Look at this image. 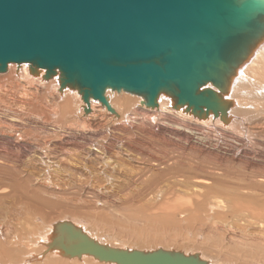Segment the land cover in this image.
Returning <instances> with one entry per match:
<instances>
[{"label":"rangeland","instance_id":"obj_1","mask_svg":"<svg viewBox=\"0 0 264 264\" xmlns=\"http://www.w3.org/2000/svg\"><path fill=\"white\" fill-rule=\"evenodd\" d=\"M29 75L31 77H35L34 75ZM29 80L26 79L27 83L24 79L17 80L18 82L16 80H12L14 82L8 81V83L11 82L9 85H6L8 84L6 83L7 81L5 82L0 80L2 82H0V84H2L0 85V163L4 161V164L0 165V173H2L0 174V181L2 182H0V247L1 250L3 246L7 249L10 248L11 250L9 253L5 251L6 254H9L10 256L14 255L17 259L10 262L5 261V254L0 250V264H25V262H27L26 264H30V262H28L30 260H28L25 255L28 253L26 252L27 249L29 252L32 251L37 254L41 252L42 246H39L38 244H40V241L44 238L43 235L50 234V226L55 224V220L59 219L58 221H68L75 224V221H72L75 220L73 218H80L79 220L82 221V224H79L78 226L89 236L95 238L102 244H108L115 248L146 251L161 247V249L163 248L164 250L171 249L184 253H200L202 257L212 262V264H264V240L258 239L259 237H264V219L258 215H254L250 219L248 225H246L243 221L237 220L234 222V213L226 204H229L226 200L225 203L223 199L213 197L205 200V205L201 208V199H197L194 203V207L196 209L199 208V210H197L198 220L191 222L192 224L187 222L186 217L182 213L183 209H178L171 214L172 220L170 221L158 217H147L150 212H145L149 211V208H142L141 203H144V201L139 202L140 199L147 191H154L156 189L154 188V183H156L157 180H159L160 183L170 177L171 174L168 175L166 172L160 171L159 173H154L156 176H154V178L152 177L153 179L151 178L146 181L149 173H146L147 170L145 171V169H149V166L152 164L154 165V162L150 160L149 155L147 156V154L143 153L144 150L148 148V144L150 142V144H153L152 142L154 139H157L161 145H163L162 143H165L168 145L177 144L176 148H181L182 146L188 147L187 143H189V141L186 140V137H178V134H172L170 136L167 132H165V129L170 128V126L171 133H173L176 129L173 125L177 122L173 117H165L161 120V122H159L160 120H157L156 124H150L145 120L147 114L143 111L138 110V113L135 111L134 118L130 115V117L133 118V122L130 121L131 123L128 122V124L135 125L134 128L138 130V133L141 131L143 133V137L136 136L137 138L133 137V139L130 138L129 140L128 135L123 132L125 124L122 123L113 125L110 123L112 125L111 126L108 122L110 118L108 116H105L100 123L99 121L93 124L88 122L90 127L86 124L87 121H84V123L86 122L85 125L83 123V127L80 128L79 122L81 121H78V124L73 122L77 121L78 116V114L74 112L76 110H73V106L75 105H72V112L75 113H72L73 116L68 114L65 119L64 117H60L58 115L60 118H64L65 120L59 119L56 115V108H54V112L56 111V113L54 114V112H52V107L55 106L51 104H55V101L47 99L50 97H52L50 99L56 98L55 91L50 90L52 87L46 83L47 86L41 84L40 88V83L35 81V85L34 83L32 84V82H29ZM4 82L6 84H3ZM23 82L26 83V86ZM16 84L19 85L17 86ZM3 85L5 86L3 87ZM29 86H32L33 89ZM45 88L47 91L43 90ZM5 91H10V94L8 92L4 93ZM13 91L16 95L13 94ZM24 91L28 95H25V93H23ZM2 93L8 95H4ZM9 95L12 98L8 97ZM22 95L25 97L23 96L22 98ZM45 97L48 100V103H46L47 100L43 99ZM8 98L10 100H7ZM21 98L23 102L20 100ZM16 101L17 104H15ZM25 102H31L33 105H23ZM72 102L74 103L73 100ZM41 104L46 111L45 113L43 107H40ZM41 114L42 116H40ZM69 115L71 117L68 118L67 116ZM70 118H75L76 120H70ZM102 121H104L103 124ZM63 123H65V126L62 128ZM80 124L82 126V122ZM71 125L72 128H70ZM73 125H78V130L76 126H74L73 129ZM161 125L166 127L163 128V131L161 129ZM157 126L159 128H156ZM112 127L115 129L113 130ZM211 128V130L205 132H203L201 128L195 126L190 127V130H184L185 127H178L176 130L179 131V133H185L186 135H189L192 131V139H194L192 141L195 142L194 146L198 151L207 155L205 161L208 163V167H215L218 164L216 161L226 160L227 164L224 167L223 165L220 167L222 169L224 168V172H220L224 176L235 177V175L239 176L240 174L243 176V174L249 173L251 169L258 172L260 176L264 175V135L259 138L258 136H252V134L250 135V133L246 134L244 128L238 125L233 129L234 135L226 134L220 130L213 129V127ZM71 129H73V131ZM165 134L167 136H165ZM147 135H150L151 137L149 143L148 140L145 139V136ZM153 136L156 138H153ZM97 138L98 140H102L98 141ZM201 138L203 140H201ZM206 140L207 142H205ZM98 145H102V147L108 145L106 147V155L108 156L110 154L108 156L110 157L108 163L109 170L111 171V168L114 167L116 172L114 174V172L111 173L109 170L106 171L112 179V184H114L113 193L109 189H106L107 191L105 192V190L97 188L101 186V176H99L100 174L98 173L100 172V166L102 165L100 164L99 158L101 157L98 153ZM136 145H138V148ZM157 146H154V151L151 150L150 152L154 154V157L161 158L162 156L158 154L159 151H157ZM22 147L24 149H22ZM149 147L153 146L149 145ZM94 148L98 151H95ZM93 150L95 154L92 152ZM117 151L120 152V157L115 156L114 153H117ZM96 153H98V155ZM93 155L96 156L93 158ZM61 156L63 158H61ZM115 157L119 159L116 160ZM50 158H53L54 160L52 159L53 161L50 162ZM122 158L125 164L126 159V161L128 160L129 165H133L132 169L130 168L131 166L129 167L128 163L126 167L128 166L129 168L125 167V164L122 163ZM182 158L188 161L193 157L185 152L182 155ZM230 158H233L237 161V163L234 165L230 164ZM195 160L197 159L195 158ZM43 161L48 163L49 167L53 166L50 168L53 170L50 173L53 185L46 181L43 182V180H39L41 179L39 172L43 169H40V167H43ZM104 161L105 160H103V162ZM144 161L145 163H143ZM51 163H54L55 165H51ZM248 163H252L254 166L246 168L245 166ZM144 164L146 168L144 167ZM38 165L39 168H37ZM135 165H137L138 168ZM84 168H87L88 171H83ZM94 168L99 170L97 173L98 175H94ZM33 169H35V171ZM130 169L134 171L132 172ZM180 170H182V167L177 165L172 171L177 174L176 172ZM135 172L140 175H137ZM118 173H121L120 176ZM84 175L87 176L85 179ZM38 176L39 179L36 182V178ZM56 176L58 177L56 178ZM97 176L100 178L98 179ZM54 183L66 185L67 188H64V190H62V187L56 188ZM5 187H8L6 188L7 190H4ZM1 188L3 189L1 190ZM176 194L179 198L184 200L185 197L182 192H176ZM249 198V201L255 198L259 202H264L258 199V197ZM130 199H133V203ZM157 203L160 204L161 202L158 201ZM259 206H264V204H259ZM35 208H39L41 211H38V209L36 210ZM143 209L146 211L144 212ZM36 211L40 213L42 212L41 215L43 216V222L42 224L40 222L41 226H37L39 221L35 220L36 217L33 216L34 214L40 215V213H37ZM188 211H190V209L184 210L185 213ZM87 212L90 214L88 220H86ZM92 212L97 215L91 214ZM29 216L32 221L29 220ZM22 217L25 218L23 219ZM26 217L28 218L27 221L29 225H27V221L25 223L26 225H24L23 220H25ZM22 221L23 223H21ZM29 222H32L31 226ZM36 222L38 224H36ZM40 233L41 235H39ZM5 237L7 240L12 241V246L11 244H6L9 241L4 243L6 241ZM31 238L36 239V242L33 245L31 243L33 240L30 241ZM33 246L40 249L37 250ZM15 250H17V253ZM24 256L26 257L24 258ZM53 258L49 257L45 260L47 262L44 263V261L43 263L56 264L58 262L57 264H81L80 262L74 263L73 260H67L59 255H56L54 258L55 260ZM49 259L50 262H54L50 263Z\"/></svg>","mask_w":264,"mask_h":264},{"label":"water","instance_id":"obj_2","mask_svg":"<svg viewBox=\"0 0 264 264\" xmlns=\"http://www.w3.org/2000/svg\"><path fill=\"white\" fill-rule=\"evenodd\" d=\"M263 35L264 0H0V73L9 63L43 69L44 80L58 73L59 91L75 89L110 113L107 90L146 107L164 93L197 118H225L221 96ZM50 238L48 249L68 258L209 264L196 253L112 248L68 221L53 224Z\"/></svg>","mask_w":264,"mask_h":264},{"label":"bare ground","instance_id":"obj_3","mask_svg":"<svg viewBox=\"0 0 264 264\" xmlns=\"http://www.w3.org/2000/svg\"><path fill=\"white\" fill-rule=\"evenodd\" d=\"M257 41L258 42L256 43L255 47L252 49L250 55L247 57V59L244 62L241 63V65L235 71L233 77L230 79V81H229L230 85L227 88V92H225L221 96V99L223 98L222 100L226 101V102H224L226 104V117L225 118L221 117L220 115H217V117L213 118V116L211 114L208 115L207 117L203 116V117L197 118V117H195V115H193L191 113V109L186 110V106H181V107H175L174 108L173 99L169 95H166L164 93H160L158 95V97L156 98L155 106H152V107H148L147 106L146 107L142 103L143 99L141 97H139V96L128 94V93H125V92L117 93V92H114V91L107 90L104 93V97L107 100L108 105L111 107V109L114 112V113H110V112L107 111L105 106H103L97 100H94V99L90 98L88 103L85 104L82 101V99H81V95L75 89L65 88V89L59 91V80H58L59 76H58V73H56L50 79L44 80L43 79V75L45 74V71L43 69H38L37 74L34 75L35 77H31L29 75L30 74L29 73V65H27V64L16 65V64H13V63H9L7 65L6 71L4 73H0V80L5 81V82L7 81L6 83H8V81H12V80H16L17 81V80L24 79V81L26 82V79L27 80L30 79L31 81L29 80V82H32V84L33 83L35 84V81L40 83V85L38 84L40 86V88H41V84H44L46 86H47V84H49L52 87V89H53V90L52 89H50V90L51 91H55L56 98L50 99V98H52V97H50V98H47V99H49L50 101L51 100L55 101V104L53 103L51 105L55 106V107H52L53 108L52 112H54V110H55L54 108H56V110H57V114L56 115L57 116L59 115L60 117H64L66 119V115L70 114V115L73 116V114H75L74 112H76L78 114L77 121H73V122H75V124H78L77 122L81 121L82 122V126L80 124L81 122H79L80 128L83 127L84 121H87V123L85 122L87 125H88V122H91L93 124V123H96L97 121H99V123H100V121L103 120L105 118V116H108V117H110L109 120H108L109 124L110 123L113 124V125L114 124H122V123L125 124V127H123V129H124L123 132L126 135H128V140L130 138L133 139V137L137 138L136 136L143 137V133L141 131H140V133H138V130L134 128L135 125H131V124L129 125L128 124V122H130V121L133 122V118H134V115H135L134 113H135V111H137V113H138V110L139 111H143L145 114H147L145 120L148 123H150V124L151 123L152 124H156L157 120H160L159 122H161V120H163L165 117H170V118L173 117L176 120V122H177V123H174V125H173V127L174 128L176 127V129L178 127H180V128L185 127L184 130H186V129L190 130V127H194L195 126V127L201 128V130L203 132H205V131L211 130L212 129L211 127H213V129L220 130V131H222V132H224L226 134H231V135L232 134L234 135L233 129H234L235 126L237 127V125H238V126H242L244 128V131L246 132V134L250 133V135L252 134V136H258L260 138V137H263L262 135H264V35ZM5 82L3 84H6ZM12 82H14V81H12ZM25 82H23V83H25ZM29 82H28V84H29ZM10 83L11 82H9L6 85H9ZM26 83H25V86H26ZM12 84H14V83H12ZM0 85H2V84H0ZM4 86L5 85H3V87ZM11 87H12V85H11ZM29 87L32 88V86H29ZM42 88H43V85H42ZM5 89H7V88H5ZM8 89H9V86H8ZM43 90L47 91L46 88L43 89ZM10 91H7V92L10 94ZM14 91H13V94H15ZM51 91H50V93L52 94ZM7 92L5 91L4 93H7ZM4 93H2V94H4ZM18 93H21V92H18ZM23 93H25V91ZM32 93H33V91H32ZM39 93H41V92H39ZM26 94L27 93H25V95ZM51 94H49V95H51ZM4 95H8V94H4ZM23 96L24 95H22V98H23ZM43 96H44V94H43ZM8 97H10V95ZM30 97H32V96H30ZM47 97H48V95H47ZM10 98H12V97H10ZM22 98L20 100H22ZM43 99L47 100L46 97L43 98ZM7 100H10V99L8 98ZM72 100L74 101L75 104L72 102ZM25 101H26V99H25ZM43 101H42V103H43ZM22 102H23V100H22ZM5 103H7V102H5ZM46 103H48V100L46 101ZM15 104H17V101H16ZM26 104L29 105V106L33 105L31 102H27V103L25 102L23 105H26ZM72 105H75V106H73L74 107L73 110L74 109L76 110L74 112H72ZM18 106H19V104H18ZM40 107H43L42 104H41ZM20 108H22V107H20ZM84 108H88V113H84V111H83ZM43 110H44V107H43ZM43 110H42V112H43ZM45 112L46 111L44 110V113ZM47 112L50 113L49 111H47ZM44 113H42V114H44ZM55 113H56V111L54 112V114ZM42 114L40 116H42ZM56 115H54V116H56ZM70 115L67 116V117L68 118L71 117ZM130 115H132L133 118L130 117ZM59 116H58L59 119H61V120L64 119V118H60ZM44 117H46V116H44ZM75 118H70V120L71 119H75ZM103 122L104 121H102V124H103ZM85 123H84V125H85ZM136 123H138V122H136ZM64 124L65 123L62 124L63 125L62 128L65 126ZM102 124H101V126H102ZM89 125H88V127H90ZM66 126H67V124H66ZM74 126H76L77 130H78V125H73V129H74ZM122 126H124V125H122ZM161 126H162L161 129L163 131V128H166V127L164 125H161ZM103 127H105V126H103ZM140 127H142V126H140ZM70 128H72V125H71ZM156 128H159V127L157 126ZM170 128H171V126H170ZM170 128L165 129V132H167L170 136L172 134H175V135L178 134V137H183V138L186 137V140L189 141V143H187L188 147H185V146L183 147L182 146L181 148H176L177 144L176 145H174V144L168 145V144H165V143H162L163 145H161L159 143V141H157V139H154V141L152 142L153 144H150L151 143V142L149 143V140L151 139L150 135L145 136V139L148 140L149 144H148V148H146L143 153L147 154V156L149 155L150 160L152 162H154V165L153 164L150 165L149 169H145L146 167H145V164H144V167H145L144 169H145V171L147 170L146 173L147 172L149 173L147 178H146V181L148 179H151L152 177L154 178V176H156L154 173H159L160 171H164L168 175L171 174L170 177L166 178L164 181H161L160 183H159V180H157L156 183H154L155 184L154 188H156V189L154 191H149V192L147 191L144 194V196L140 199L139 202L144 201V203H141L142 208L143 207L149 208V211L144 210L146 208L143 209L144 212L146 211L145 213L150 212V214L147 217H153V218H157L158 217V218H162V219H166V220L170 221V220H172L171 219V214H173L178 209H181V210L183 209L182 213L186 217L187 222H190V224H192L191 222H195L196 220H198V218H197V210H199V208L196 209L194 207L195 206L194 203L197 201V199L198 200L201 199L200 207L202 208V206L204 207V205H205V203H204L205 200H208V199L213 198V197H217L219 199H223L224 201L226 200V201L229 202V204H228L225 201V203L228 205V207L234 213V217H235V221L234 222H236L237 220L238 221H243L246 225H248L250 219L254 215H258L262 219H264V206H259V204H264V202H259L255 198H253V199H251V201H249V199H250L249 197H251V198L252 197H258V199H260L261 201H264V175L260 176L258 174V172H255L254 169H251L249 171V173L243 174L244 177L242 176V174L239 175L240 178L237 175H235V177H226V176H224L223 174L220 173L221 171L224 172V170H223L224 168L222 169L220 167L222 165L224 167L227 164L226 160L216 161L218 163L216 165L217 167L216 166L215 167H210V166L208 167L207 166L208 163L205 161L206 158H207V155H204L202 152L198 151L195 148V146H194L195 142L192 141V140H194V139H192V136H193L192 131H191L192 134L189 133V135H186L185 133H179V131H177L176 129L173 131V133H171ZM58 129H60V128H58ZM73 129H71V130L73 131ZM112 129L114 130L115 128L112 127ZM134 129H135V131H134ZM179 130H181V129H179ZM156 134H158V133H156ZM165 136H167V135L165 134ZM235 136H238V135H235ZM153 138H156V137L153 136ZM165 138H167V137H165ZM58 139H60V138H58ZM97 140H98V138H97ZM99 140H102V139H99ZM137 140H139V139H137ZM158 140H160V139H158ZM201 140H203V139L201 138ZM205 142H207V140ZM104 143H107V142H104ZM7 144H9V143H7ZM100 144H102V143H100ZM14 145H15V143H14ZM108 145H105L103 147H102V145L101 146L98 145L97 147H99L98 148L99 151L94 148L95 151H98V153H99V155L101 157L99 159H100V164H102V165L100 166V172L96 168H94L93 172H94V175L99 172L98 174H100L99 176H101V180H100L101 181V186H99L97 188L100 189V190L103 189V190H105V192L107 191L106 189H109L113 193L114 192V184H112L111 177L106 173V171L109 170L108 163H109V159H110V157H108L110 154L108 156L106 155L107 154L106 147ZM149 145H152L153 147H149ZM157 145H159V146H157ZM16 146L19 147L18 145H16ZM21 146H23V145H21ZM28 146H29V144H28ZM137 146L138 145H136V147ZM154 146H157V148H158L157 151H159L158 154L162 156L161 158L154 157V154L150 152L151 150H153ZM11 147H13V146H11ZM204 147H205V145H204ZM22 149H24V148L22 147ZM92 152L94 153V150ZM185 152L190 154V155H192L193 158L188 160V161L185 160L184 158H182V155ZM98 153H96V154L98 155ZM174 153H175V155H174ZM114 154H115L116 157H120L119 156L120 152L117 151V153H114ZM40 155H39V157H40ZM89 156H91V155H89ZM95 156L93 155V158ZM137 156H139V155H137ZM116 157H115V159L118 160L119 158L117 159ZM194 157L197 160H195ZM61 158H63V157L61 156ZM52 159L50 160V162L54 160V159L53 160ZM103 160H105V161L103 162ZM45 161H43L44 164L42 163L43 167H40V169L43 168L39 172L40 173L39 176L41 177V179H39V176H38L36 178V182L39 179L41 181L43 180V182L46 181L49 184L53 185V182L51 180V175H50L51 171H53L50 168H52L53 166L49 167L48 163H46ZM136 161H137V159H136ZM3 162L0 163V165L4 164ZM125 162H126V164L124 163L123 158H122V163H124L125 167H126V165L128 163V160L126 161V159H125ZM54 163H56V162H54ZM54 163H51V165L54 164ZM143 163H145V161ZM229 163L234 165V164L237 163V161H235L233 158H230ZM138 164H139V162H138ZM128 165H129V163H128ZM177 165H180L182 167V170L177 171L176 172L177 174H175V172H173L172 170ZM85 166H86V164H85ZM132 166L133 165H131V164L129 165V167L131 169H132ZM135 166H137V165H135ZM253 166L254 165L252 163H248L245 167L246 168H250V167H253ZM37 168H39V165H38ZM137 168H138V166H137ZM139 169H137V170H139ZM33 170L35 171V169H33ZM85 170L88 171L87 168H84L83 171H85ZM110 172L111 173L114 172V174H115L116 173L115 172V168L112 167ZM141 172H144V171H141ZM0 174H2V173H0ZM118 174L120 176L121 173H118ZM141 174H143V173H141ZM36 175H37V173H36ZM137 175H140V174H137ZM143 175H142V177H143ZM99 176H97L98 179L100 178ZM57 177L58 176H56V178ZM81 177H82V175H81ZM85 177H87V176L84 175V179H85ZM102 179H103V181H102ZM238 179H239V181H238ZM103 182H104V185H103ZM54 185H55L56 188L62 187V190H64V188L65 189L67 188L66 185H60L59 183H54ZM8 186H9V183H8ZM151 187H153V186H151ZM157 187H159V188H157ZM6 188H8V187H5L4 190H7ZM2 189L3 188H1V190ZM176 192H182V194H184V197H185L184 200L182 198H179L177 196L178 193L176 194ZM133 199H130V200L132 201ZM158 201L161 202V203L158 204L157 203ZM36 202H38V201H36ZM33 203H35V202H33ZM132 203H133V201H132ZM33 205H35V204H33ZM37 207H38V205H37ZM35 209L36 210L38 209V211L40 210L39 208H35ZM187 209H190V211L185 213L184 210H187ZM37 213H40V212H37ZM41 213H40V215H35V214L33 215V216L36 217L35 220L39 221V224L36 222V224H38L37 226L40 225V222H41V224L43 222V220H42L43 216L41 215ZM91 214L97 215L94 212H92ZM27 215H25V216H27ZM86 215H87L86 220H88V218L90 217V214L87 212ZM27 217H26L25 220H23L24 221V225H26L25 223H26V221L28 219ZM141 217H143V216H141ZM73 219H75V220H72V221H75V224L71 223V222L70 223L73 224L75 227L78 226L79 224H82V221L79 220L80 218L79 219L73 218ZM29 220L32 221L30 216H29ZM58 220L59 219L55 220L54 223H56ZM155 220H157V219H155ZM23 221L21 223H23ZM31 224H32V222L30 223V226H31ZM27 225H29L28 221H27ZM78 228H79V226H78ZM82 231L86 235H88L84 230H82ZM39 235H41V233ZM38 236H36V237H38ZM43 236H44V238L40 241V244H38L39 246H42L41 252H39L37 254V253L32 252V251L29 252L28 249L26 251L28 253H26L25 255L27 256L28 260H30V261H28V262H30V264H40V263L42 264L45 260H47V258H49V257L50 258L51 257L55 258L56 255H59L60 257L66 258L67 260H73L74 263L80 262L81 264H109V263L99 262L96 259H94L93 257L85 256V255L82 256L79 259L65 257V256L61 255L60 252L57 251V250H54V249L53 250H49L48 249V244L50 243V239H51L50 238V234L49 235L48 234L47 235H43ZM18 237H17V239H18ZM89 237L92 238L91 236H89ZM92 239L96 240L95 238H92ZM258 239L259 240H264V237H259ZM7 241H9V242L6 243ZM30 241H32L31 243L33 245L36 242V239H32L31 238ZM96 241L99 242L98 240H96ZM11 242L12 241L7 240V238H6V241L4 243H6L8 245L11 244V246H12ZM100 244H102V243H100ZM105 245H108V244H105ZM19 246H21V245H19ZM108 246H110V245H108ZM33 247L36 248L37 250L40 249V248H37L36 246H33ZM3 248L1 250V247H0V250H1L2 253L5 254V258H6L5 261L10 262V261H12L14 259L17 260L14 255L10 256L9 254H6V252L9 253V251L11 250L10 248L7 249L4 246H3ZM112 248H115V247H112ZM130 250H132V249H130ZM167 250H171V249H167ZM15 251L17 253V250H15ZM140 251H144V250H140ZM146 251H151V250H146ZM182 253H184V252H182ZM184 254L188 255V254H194V253H184ZM196 254L200 255V258L208 261L207 259L202 257L200 253H196ZM26 256H24V258ZM18 262H20V261H18ZM46 262L47 261H45L44 263H46ZM49 262H50V259H49ZM52 262H54V261H52ZM52 262H50V263H52ZM26 263L27 262H25V264ZM208 263L212 264V262H210V261H208ZM8 264H14V263H8ZM18 264H21V263H18Z\"/></svg>","mask_w":264,"mask_h":264}]
</instances>
